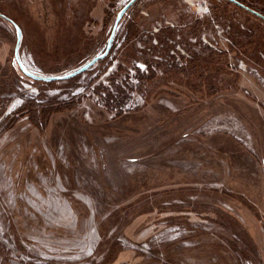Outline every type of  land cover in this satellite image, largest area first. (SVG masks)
Returning a JSON list of instances; mask_svg holds the SVG:
<instances>
[{
  "label": "rangeland",
  "instance_id": "rangeland-1",
  "mask_svg": "<svg viewBox=\"0 0 264 264\" xmlns=\"http://www.w3.org/2000/svg\"><path fill=\"white\" fill-rule=\"evenodd\" d=\"M155 1L131 6L102 64L51 86L19 72L15 29L0 21V264H264V24L228 11L218 23V0H166L160 15ZM93 4L0 0L23 31V67L63 76L100 55L113 23L87 31ZM188 12L203 24L169 57L144 52ZM136 14L134 59L121 63ZM211 52L216 92L194 94L191 61ZM146 61L180 90L154 97L137 68ZM64 103L73 107L43 115Z\"/></svg>",
  "mask_w": 264,
  "mask_h": 264
},
{
  "label": "trees",
  "instance_id": "trees-1",
  "mask_svg": "<svg viewBox=\"0 0 264 264\" xmlns=\"http://www.w3.org/2000/svg\"><path fill=\"white\" fill-rule=\"evenodd\" d=\"M218 1H219L218 3L213 4V6H211V12L213 13V16L216 18L218 23L221 22L222 14L227 13L225 11H228L229 13H227V14L230 15L231 18H234L233 16H236L237 18L239 16H244V18H246L247 20L253 21V19H254V20L260 21L264 24V20L254 14V13H257L260 16L264 17V5H263L264 0H261V1H259V0H218ZM117 2H118V0H94L93 7H92L91 11H89L88 19L86 21V23H87L86 28L88 29L87 31H92L91 29L96 28L98 25L101 27H104V29L106 27H109L113 23L117 13L119 12V10H117L114 14L110 12V9H112L116 5ZM163 2H166V0H156L154 5H156V4L162 5ZM165 6L166 5L163 4L161 7L157 8L156 10H153L151 12V14L156 13L157 15H160L161 10ZM220 8H224V11H221ZM128 14H129V12L127 11L126 14L124 15V17L127 16ZM0 15H1L0 21L5 22L6 24H9L13 29H14V27L12 26V24L10 22L18 25L9 15L5 14L1 10H0ZM136 17H137L136 19L134 17V19L130 23L127 24L126 29H125V35H124L123 43H124V46L129 45V47H128V50L125 52L121 63L128 64L132 59H134V56H133L134 54L132 53V50H134V48L137 46L136 42L138 40V34L141 33V26H142L141 24H142V20H143V18L141 16H139L138 14H136ZM234 22L235 21H232L231 23L234 24ZM201 23L203 24L202 21H199L197 19L194 12H190V13L188 12L187 15H184V14L178 15L177 19L175 20V25L177 26L178 30L173 29V28L168 27V26L167 27H161L160 30H158V33L155 35L156 41H157L159 47H161V48L151 46L150 44L148 46V43L150 41V38H149V40L144 41V43L146 44V47H147V48H145L144 52L147 51V52H150L151 55H154L157 52V50H159V52H162L166 57H169V52L174 47V45H172V43L175 41L176 37L181 36V33L184 30H189V31H193V32L198 30L202 26ZM204 24H206L210 28H212L211 22L206 21V22H204ZM236 28L238 29L237 25H236ZM21 31H22V29H21ZM4 32H5L4 29L0 27V33H4ZM114 47L115 46H114V42H113L108 56L113 51ZM102 49H103V47H102ZM102 52L103 51H100L99 54H101ZM95 54H97V52L94 54L89 53V54L85 55L84 60L85 59L86 60L81 61L78 65H76L75 68L82 66L85 63H87L88 61H90L92 58H94L96 56ZM12 55H13V59H14V50H13ZM215 55H216L215 52H211L209 54V59H207V60L200 59L198 57H193L194 59H192V61H191V63H192L191 64V70L192 71L194 70L193 74H194L195 78L199 77L197 79L198 82H196L190 88L194 94L201 92L203 90L208 95L216 92L215 85L213 84V82L211 80L212 79L211 73L213 71V63H214V56ZM194 56H196V55H194ZM225 59H226V57H225ZM105 60H106V58L104 60L98 62V63L102 64ZM200 60H203L208 66L207 68L204 69V71H200V68H198V67H196V65H194ZM14 62H15V59H14ZM145 63L147 65L146 67H147L148 73L146 76H141L140 79L142 82H144L148 86H150L151 89L153 88L152 90L155 91L154 97L158 94V92L156 91V88L158 86L165 87V89H167L170 92H173V91L178 92L180 90L179 86H174V85H171L170 83H166V84L160 83L161 78H159L157 76V69L160 66L159 63L147 62V61ZM15 64H16V62H15ZM16 66H17V64H16ZM17 68H18V66H17ZM18 70H19V68H18ZM172 72H173L172 70H168V71L163 72V75L164 76L165 75H171L172 76ZM46 76L50 77L51 74L46 75ZM80 76L81 75H79L77 77H80ZM205 79H208V80H207V82L203 83L202 80H205ZM32 82L34 84L41 83V82H34V81H32ZM42 84H46L47 86L53 85V83H42ZM2 103H3V100H2ZM72 107H73V104L64 103V104H60V105L55 106V107L44 108L42 110V113H44L43 115L48 120L51 115L65 111V110H68V109H71ZM25 113L30 114V110H27Z\"/></svg>",
  "mask_w": 264,
  "mask_h": 264
},
{
  "label": "water",
  "instance_id": "water-1",
  "mask_svg": "<svg viewBox=\"0 0 264 264\" xmlns=\"http://www.w3.org/2000/svg\"><path fill=\"white\" fill-rule=\"evenodd\" d=\"M136 1L137 0H130L117 13V15H116V17H115V19L113 21V24H112V27H111V30H110V34H109V37H108V40L106 42V46H105L103 52L100 55H97L94 58H92L90 61L85 63L80 68L76 69L75 71H73L71 73L63 75V76H53V77L39 76V75H36V74H33V73L29 72L28 70H26L23 67V65L21 63V60H20V57H19V45H20V39H21V30L16 24L10 22L12 24V26L14 27L15 32H16V42H15V48H14V59H15V62L17 64L18 68H19V71L26 78H28V79H30V80H32L34 82H41V83H55V82H60V81H68V80H71V79H73V78H75V77H77L79 75L84 74L89 69H91V67H93L98 62L104 60L108 56V54H109V52L111 50L112 44H113V40H114V37H115L116 30H117L120 22L122 21V19H123L124 15L126 14V12L131 8V6ZM254 14L264 20V17L260 16L257 13H254ZM0 17H1V15H0Z\"/></svg>",
  "mask_w": 264,
  "mask_h": 264
},
{
  "label": "built area",
  "instance_id": "built-area-1",
  "mask_svg": "<svg viewBox=\"0 0 264 264\" xmlns=\"http://www.w3.org/2000/svg\"><path fill=\"white\" fill-rule=\"evenodd\" d=\"M137 68H138L141 72H147V71H146V66H145V65L137 64Z\"/></svg>",
  "mask_w": 264,
  "mask_h": 264
}]
</instances>
